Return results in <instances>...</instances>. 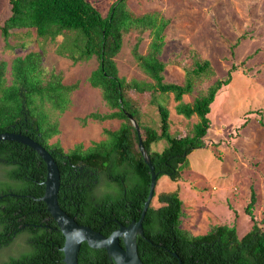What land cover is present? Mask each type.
Wrapping results in <instances>:
<instances>
[{
	"label": "trees",
	"instance_id": "obj_1",
	"mask_svg": "<svg viewBox=\"0 0 264 264\" xmlns=\"http://www.w3.org/2000/svg\"><path fill=\"white\" fill-rule=\"evenodd\" d=\"M7 1L9 15L0 25L5 44L13 34L33 30L36 37L52 43L61 37L54 54L70 59L72 64L91 58L96 61L86 81L99 90L109 112L90 113L83 121L118 120L117 129L102 130L103 139L86 148L76 145L64 152L57 144H49L58 134L56 118L67 110L69 94L76 85H63L60 76L51 72L42 82L37 68L40 55L28 52L11 62L8 84L0 65V133H19L47 151L59 174V208L77 225L107 237L118 224L126 227L138 220L147 196L149 167L137 136L156 176L155 185L162 177L179 180L181 171L188 168L189 153L204 147L210 105L228 83L229 73L225 79L197 90L212 75V69L207 60L186 57L181 80L165 81L166 65L160 55L166 22L156 13L137 15L127 10L126 0L112 2L105 17L85 0ZM145 32L149 42L145 53L140 54L137 47ZM133 33L136 42L131 56L144 78L126 80L118 75L114 59L123 37ZM171 104L181 116L180 122L170 119ZM176 123L184 125L186 135H168L169 127ZM160 140L165 146L160 151L152 149ZM0 171V264H64L60 250L63 236L39 200L46 175L43 161L22 144L0 141ZM249 194L243 214L251 226L240 237L235 225L225 224L209 225L206 232L196 236L189 234L180 226L182 203L177 192L157 194L156 206L151 199L145 211L140 236L176 257L137 237L135 249L140 263L264 264V230L253 217L258 200L252 185ZM261 214L260 222L264 220V205ZM18 237H23L22 244ZM12 244L15 255H4V250L12 252ZM119 245L123 248L121 240ZM77 264L110 263L104 249L81 243Z\"/></svg>",
	"mask_w": 264,
	"mask_h": 264
},
{
	"label": "rangeland",
	"instance_id": "obj_2",
	"mask_svg": "<svg viewBox=\"0 0 264 264\" xmlns=\"http://www.w3.org/2000/svg\"><path fill=\"white\" fill-rule=\"evenodd\" d=\"M85 1L105 17L115 0ZM126 8L137 15L156 13L166 22L160 55L166 65L165 81L181 80L182 60L186 57L207 60L212 69V75L197 90L225 79L229 73L228 83L219 89L211 103L209 129L202 139L204 147L187 156V177L180 179V184L159 180L154 188L153 205L156 206L157 194L177 189L182 201L180 226L189 234L196 236L206 232L209 225L225 224L235 225L240 237L251 226L243 208L252 185L258 200L257 208L252 209L253 217L264 230V220L260 222L264 205V126L261 125L264 123V0H126ZM8 15V1L0 0V25ZM134 36L135 33L123 37L122 48L114 59L118 75L126 80L144 78L131 56ZM60 41L61 37H56L52 43L29 30L13 34L5 44L0 35V65L3 64L8 84L11 62L28 52L38 53L37 68L42 82L51 72L60 76L63 85H76L69 94L67 110L56 118L58 134L49 140V144H57L66 152L76 145L86 148L103 139L102 130H115L120 121H83L90 113L109 112L99 90L91 88L86 81L96 61L91 58L72 64L70 59L58 57L54 48ZM148 42L146 32L142 33L137 47L140 54L145 53ZM169 114L174 122L181 120L172 104ZM168 135L182 137L186 133L171 125ZM165 144L160 140L152 149L160 151ZM189 178L202 183L198 185ZM18 238L17 242L22 244L23 237ZM12 246V252L4 250V255H15Z\"/></svg>",
	"mask_w": 264,
	"mask_h": 264
},
{
	"label": "water",
	"instance_id": "obj_3",
	"mask_svg": "<svg viewBox=\"0 0 264 264\" xmlns=\"http://www.w3.org/2000/svg\"><path fill=\"white\" fill-rule=\"evenodd\" d=\"M130 122L133 124L131 120ZM133 126L137 132V127L134 124ZM137 138L138 147L144 156V162L149 167L150 181L146 199L143 203L140 216L136 222L131 221L128 226L122 227L115 221L119 227L109 234V236L103 237L96 233L95 230L92 231L86 226L77 225L59 208L57 204L59 174L56 164L49 153L45 151L39 144L26 136L20 135L19 133H0V141L16 142L30 148L45 164L46 175L43 183L44 193L39 200L44 203L47 213L50 215L59 232L63 236V245L60 250L63 256L62 262L64 264H77V253L81 243H85L91 249H104L107 253V259L110 264H141L135 249V241L137 237L143 239L140 236L142 235L141 221L149 205V202L152 199L156 176L153 172V168L149 165V162L141 149L139 137L137 136ZM103 224L105 223L103 222L102 225ZM120 240L123 243V248H121L119 245ZM143 240L146 241L145 239ZM146 242L151 244L148 241ZM155 247L162 249L176 257L170 251L158 246ZM177 264H179L178 260Z\"/></svg>",
	"mask_w": 264,
	"mask_h": 264
},
{
	"label": "crops",
	"instance_id": "obj_4",
	"mask_svg": "<svg viewBox=\"0 0 264 264\" xmlns=\"http://www.w3.org/2000/svg\"><path fill=\"white\" fill-rule=\"evenodd\" d=\"M211 106V105H210ZM209 113H210V111H209ZM169 116H170V119H172V121H174L173 120V116L171 115V114H169ZM177 116H179V115H177ZM208 116H209V114H208ZM180 118H181V116H179ZM180 122V121H179ZM186 123V122H185ZM174 127L175 128H178V129H180V130H184V125L181 127V126H178L177 125V123L174 125ZM191 128V127H190ZM189 128V129H190ZM209 129V128H208ZM184 133H185V131H184ZM187 162H188V160H187ZM189 167V166H188ZM189 169L187 168V169H185V170H183V171H181V174H180V179H182V178H184L185 176L187 177V175L185 174V172H187ZM194 177V176H193ZM161 179H163V181H167L168 179H166V178H164V177H162ZM161 179H159V180H161ZM177 180L178 182H179V184L181 183V181L182 180ZM189 179H191L192 181H194V182H198L199 184L198 185H200V183H202L200 180H197L196 178H189ZM159 180H158V182H159ZM169 181V180H168ZM157 182V183H158ZM173 182H176V181H173ZM156 183V184H157ZM204 183V182H203ZM178 185V184H177ZM156 187V185L154 186V188ZM198 188H199V190H200V187L198 186ZM171 192H175V191H171ZM176 192H177V194H178V197H179V199H180V201H181V197H180V192H179V190H177L176 189ZM208 193V192H207ZM199 195H201L200 193H198ZM204 196H206V194L204 195ZM181 203H182V201H181Z\"/></svg>",
	"mask_w": 264,
	"mask_h": 264
},
{
	"label": "flooded vegetation",
	"instance_id": "obj_5",
	"mask_svg": "<svg viewBox=\"0 0 264 264\" xmlns=\"http://www.w3.org/2000/svg\"><path fill=\"white\" fill-rule=\"evenodd\" d=\"M0 176H1V171H0ZM1 178V177H0Z\"/></svg>",
	"mask_w": 264,
	"mask_h": 264
}]
</instances>
